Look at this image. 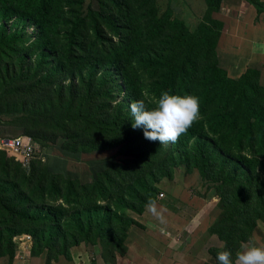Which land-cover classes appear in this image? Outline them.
<instances>
[{
    "label": "trees",
    "instance_id": "1",
    "mask_svg": "<svg viewBox=\"0 0 264 264\" xmlns=\"http://www.w3.org/2000/svg\"><path fill=\"white\" fill-rule=\"evenodd\" d=\"M245 1L264 14V1ZM85 2L0 0V117L22 112L26 122L20 126L41 145L61 134L78 142L75 150L90 140L103 141L108 147L126 141L129 158L111 163L94 181L83 182L53 173L42 162L32 164L28 172L14 159L15 154L0 149V256L13 257L14 237L23 233L33 237L32 253L47 256L49 261L59 255L68 258L74 246L99 239L107 240L108 249L120 251L133 224L143 225L122 209L140 215L149 199L156 200L158 182L173 176L170 154L179 151L174 166L195 167L213 182L220 199L208 231L224 242L235 260L264 221V86L260 73L249 69L232 79L219 66L216 45L222 24L216 20L214 46L207 50L206 31L210 29L205 24L190 33L171 12L159 15L156 0H98V8L88 10ZM205 3L211 15L223 0ZM26 27H33L34 32ZM108 28L114 36L107 34ZM23 29L34 37L30 43L34 51L21 45ZM38 52L41 62L53 56L59 69L53 72L27 62ZM87 67L117 71L131 98L143 99L149 108L163 91L195 95L200 100V118L168 150L135 133L120 108L104 109L98 124L102 130L92 132L88 111L93 109L84 112L72 97L70 113L60 116L47 99L58 82ZM147 76L155 82L153 98L145 96L142 88ZM99 79L97 90L103 91L109 78L104 87ZM82 87L91 92L93 86ZM105 99L98 95L93 102ZM43 129L55 133L46 138L40 134ZM165 166V172L159 171ZM222 250L212 248L211 253Z\"/></svg>",
    "mask_w": 264,
    "mask_h": 264
},
{
    "label": "rangeland",
    "instance_id": "2",
    "mask_svg": "<svg viewBox=\"0 0 264 264\" xmlns=\"http://www.w3.org/2000/svg\"><path fill=\"white\" fill-rule=\"evenodd\" d=\"M260 3L263 0H258ZM159 15L164 12H171V16L175 19L182 21L187 30L190 33L196 32L202 24H205L210 31H206L207 50L214 46L215 38L217 35L216 22L211 19V15L207 13V7L205 0H156ZM85 10L89 7L94 9L98 8V0H86ZM246 9V8H245ZM244 8L238 11L239 18L243 17ZM255 11L252 9V16ZM258 21L264 19L262 15H259ZM18 29L17 31H20ZM29 33L34 32L33 27H26ZM114 30L107 29L109 36H114ZM219 33V32H218ZM23 40L21 45L25 46L28 51H34L30 46L31 41L34 39L32 36H28L23 29ZM35 36V35H34ZM40 52L33 58L27 59V62H31L35 67L47 66L55 70L59 69L56 64L57 60L53 56L49 57L46 62L40 61ZM258 72V71H257ZM259 73V72H258ZM261 76V75H260ZM100 78L101 87L105 82L106 77L109 78V86L103 90H97V78ZM155 82H151V77L147 76L143 82L144 95L153 98ZM93 86L91 92L84 89L82 86ZM260 85L263 86L260 82ZM55 88L51 90V97L47 98L54 104V111L58 115L63 116L70 113L68 105H71V98L74 97V102L79 107H83L85 112L87 109H93L88 111L90 116L89 122L91 124V131L102 130L101 126L98 127L100 114L102 115L104 109L114 111L120 108L123 115H127L130 118V123L134 118L132 117L129 104L135 100L131 98L129 92L125 89V83L119 73L113 69H101L95 67L81 68L75 75H67V77L58 82ZM61 93V94H60ZM102 95L106 99L98 104H94L93 97ZM42 101V100H39ZM62 105V106H61ZM76 106V105H75ZM32 110L36 108L30 107ZM24 114L22 112L11 113L5 116H1L0 123V138H8L11 136L25 135L30 137L24 129L20 126V123H25ZM46 125L50 123L44 121ZM131 129L137 134H143L142 128ZM42 136L51 138L54 131L50 129H43L40 131ZM144 137V136H143ZM32 138V137H31ZM141 139V137H139ZM89 141V140H86ZM75 143L78 142L72 138V136H65V134L58 135L53 142H45L43 145L37 142L34 156L26 161V166L22 167L26 171L32 169V164L36 162H42L47 169L53 173L60 174L62 176L70 178H79L83 182L94 181L97 174L106 169L113 162H123L129 158L128 145L126 141L119 143L117 146L108 147L103 141L90 140V142L79 143L77 148L73 149ZM104 144V145H103ZM170 144V143H169ZM160 144L159 141H154V145L166 146ZM66 145V146H65ZM93 148H91V146ZM83 146V147H81ZM104 146V147H102ZM1 150L6 153L13 154L14 152L9 149L0 147ZM180 152L177 151L174 154H170L169 166L173 168V176H164L160 182H158L159 190L155 194L156 201H160L168 210H171L180 217H176L175 220H170L168 226L165 227L162 223H153L156 218L146 212L144 215L128 209H122V212L129 217H133L140 221L143 225L133 224L132 236L126 238L123 243V248L120 251L110 250L105 246L107 242L99 239L95 242L81 243L74 246L72 249L86 244L91 247L92 254L89 255L87 260L89 264H98L103 261L105 264H139L136 260L137 255H141L146 261L158 264L162 257L165 255H179L185 253L192 256L190 260L184 261V264H218L217 252L211 253V249L222 250L224 242H222L216 234L207 232V228L216 219L215 206L219 203L220 197L216 194L213 182L205 180L200 172L195 167H191L189 170L185 164L175 162L176 156ZM16 155V154H15ZM16 156L14 157V159ZM17 160V159H16ZM168 166V165H167ZM167 166L160 168L159 171L165 172ZM188 169V170H187ZM164 193L161 196V193ZM215 205L214 207H212ZM71 208V205L68 206ZM212 208V209H211ZM73 214V212L71 213ZM134 215V216H132ZM132 216V217H130ZM159 230V231H158ZM134 231V232H133ZM204 233L201 239L196 238L198 232ZM163 232V233H162ZM153 234L160 240V244H166L169 248L158 250V253L151 252L146 246L145 240H150L147 234ZM16 250L13 257L7 255L0 256V264H38L37 255L32 253L33 249V237L29 233H23L14 237ZM249 242H255L257 245H264V221H260L255 231H253ZM248 243V242H247ZM126 245V246H125ZM71 249V252H72ZM242 250L240 248L239 252ZM129 252V256L128 253ZM39 257V256H38ZM63 257L67 261H71L72 255L68 258L59 255L57 259L48 260L47 256L43 257L42 264H61L60 260ZM134 258L135 261L130 262L127 258ZM64 259V260H65ZM99 260V261H98ZM64 264V262H62ZM147 264V263H145ZM151 264V263H148ZM172 264L173 259H172Z\"/></svg>",
    "mask_w": 264,
    "mask_h": 264
},
{
    "label": "crops",
    "instance_id": "3",
    "mask_svg": "<svg viewBox=\"0 0 264 264\" xmlns=\"http://www.w3.org/2000/svg\"><path fill=\"white\" fill-rule=\"evenodd\" d=\"M242 8H244L242 12L243 17L239 18L238 11ZM252 9L255 11V14L249 16ZM259 15L264 17V14H258L257 10L245 0H223V3L212 12L211 18L222 24L216 45L219 66L224 69L232 79L240 78L249 69L258 71L261 75L260 82L264 86V19L258 21L260 18ZM160 201L161 200L157 201V206L167 210L163 213L164 222L162 223L160 220L156 219L153 223H162L167 227V221L175 220L177 216H180L168 210ZM214 206L215 205L212 207ZM146 212L148 211L145 208L143 215ZM132 230L133 227L130 229L131 233ZM147 235L150 237V240H145V246L151 252L158 253L159 249L169 248L166 244H160V240L153 234L150 233ZM131 236L132 234L129 235V237ZM203 236H205L204 233L199 231L196 238L201 239ZM71 253V261H67L63 257L60 263L89 264L87 260L89 259V255L92 254V250L90 246L88 247L86 244H82L72 249ZM127 254L129 256V252ZM43 257L42 255L39 257L37 256L38 264H42V261H44ZM191 257L192 256L185 253H180L179 255L176 253L174 256L165 255L163 253L158 264H172V259L175 264H184V261L190 260ZM128 259L130 262L135 261L133 257L131 259L127 258V261ZM136 260L139 264H155L151 261L144 260L141 255H137ZM98 264L105 263L101 261Z\"/></svg>",
    "mask_w": 264,
    "mask_h": 264
},
{
    "label": "clouds",
    "instance_id": "4",
    "mask_svg": "<svg viewBox=\"0 0 264 264\" xmlns=\"http://www.w3.org/2000/svg\"><path fill=\"white\" fill-rule=\"evenodd\" d=\"M129 108L134 118L132 128H142L145 139L159 141L163 145L177 142L200 118V100L197 96L170 94L168 91L161 93L152 108L143 99L131 102ZM146 210L164 222L163 213L167 210L158 207L156 200L149 199ZM216 259L218 264H264V245L255 242L243 244L235 260L225 246L217 253Z\"/></svg>",
    "mask_w": 264,
    "mask_h": 264
},
{
    "label": "built area",
    "instance_id": "5",
    "mask_svg": "<svg viewBox=\"0 0 264 264\" xmlns=\"http://www.w3.org/2000/svg\"><path fill=\"white\" fill-rule=\"evenodd\" d=\"M36 142L31 137L25 135L0 138V147L12 150L16 154V159L25 167L26 161H29L36 150ZM161 196L164 195L162 192Z\"/></svg>",
    "mask_w": 264,
    "mask_h": 264
}]
</instances>
